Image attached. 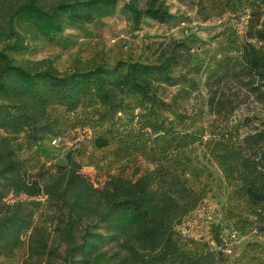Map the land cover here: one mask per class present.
<instances>
[{
	"label": "trees",
	"instance_id": "16d2710c",
	"mask_svg": "<svg viewBox=\"0 0 264 264\" xmlns=\"http://www.w3.org/2000/svg\"><path fill=\"white\" fill-rule=\"evenodd\" d=\"M119 0H0V38L7 47L24 50L26 35L53 37L66 22L85 25L113 14ZM206 20L230 13L248 16V26L236 48L224 56L234 61L246 90L264 105V0H193ZM139 26L144 17L168 22L174 15L165 0H146L139 8L127 3ZM186 43L160 51L155 62L98 64L61 72L43 59L29 66L0 50V179L7 188L28 196H47L62 211L58 225L69 256L81 254L99 264L102 233L90 232L76 241V230L95 214L111 239L128 254L130 264H225L224 253L204 244L189 247L177 227L199 209L213 183V172L197 153L195 139L164 114L172 102L160 90L173 84V70L184 57ZM138 104L142 111L134 110ZM261 123L264 125V118ZM90 135L67 153L65 164L42 165L27 177L24 153L70 129ZM55 139H53L54 141ZM264 132L242 142L214 137L206 149L231 186L232 194L250 209L252 226L264 235ZM92 165L104 176L100 186L83 173ZM0 192V256L21 242L33 226V212L23 203L4 204ZM89 219V218H88ZM212 239L221 245L219 225ZM43 226L32 229L33 257L56 255Z\"/></svg>",
	"mask_w": 264,
	"mask_h": 264
},
{
	"label": "rangeland",
	"instance_id": "374dc122",
	"mask_svg": "<svg viewBox=\"0 0 264 264\" xmlns=\"http://www.w3.org/2000/svg\"><path fill=\"white\" fill-rule=\"evenodd\" d=\"M57 1L46 0L48 4ZM165 1L174 15L168 22L144 17L136 26L126 4L130 2L143 8L146 0H119L113 14L92 23L66 22L63 30L53 37L26 35L27 47L21 51L8 48L12 38L2 37L0 50L29 66L43 59L50 60L65 72L98 64L113 67L120 61L151 63L157 60L160 51L178 41L185 42L184 57L173 70V84L160 90V95L172 102L173 107V111L164 115L195 139L199 158L209 166L214 179L203 205L184 218L177 229L186 246L191 247L196 241L222 251L225 264H264V235L253 229L250 209L232 194L231 186L205 146L214 137L225 136L242 142L248 134L264 132L261 123L264 105L246 90V79L237 75L234 61L231 59L228 67L222 62L224 56H236V48L247 30L248 16L226 13L204 20L198 15L193 0ZM135 106L134 115L138 116L142 109L138 104ZM87 134L90 135L88 129H70L28 150L24 153L27 159L24 174L33 176L42 165L65 164L67 153ZM82 171L95 186L102 184L104 176L94 166L84 165ZM0 192L4 204L20 202L33 212L32 228L22 234L17 247L0 256V264H94L81 254H67V242L58 227L62 211L47 196L30 197L7 188L4 179H0ZM212 224L220 227L221 245L212 239ZM38 226L48 230L49 246L56 255L36 258L30 254L29 236ZM87 230L104 235L98 249L102 252L99 264H130L127 252L111 239L94 213L76 230L77 242Z\"/></svg>",
	"mask_w": 264,
	"mask_h": 264
},
{
	"label": "built area",
	"instance_id": "2783aa9c",
	"mask_svg": "<svg viewBox=\"0 0 264 264\" xmlns=\"http://www.w3.org/2000/svg\"><path fill=\"white\" fill-rule=\"evenodd\" d=\"M53 142L56 143V140H54Z\"/></svg>",
	"mask_w": 264,
	"mask_h": 264
}]
</instances>
